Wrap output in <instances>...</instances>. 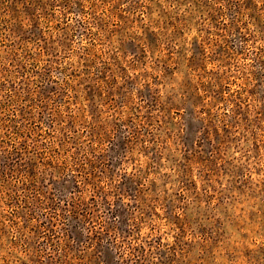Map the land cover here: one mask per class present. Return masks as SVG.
Returning <instances> with one entry per match:
<instances>
[{
	"label": "rangeland",
	"instance_id": "1",
	"mask_svg": "<svg viewBox=\"0 0 264 264\" xmlns=\"http://www.w3.org/2000/svg\"><path fill=\"white\" fill-rule=\"evenodd\" d=\"M0 264H264V0H0Z\"/></svg>",
	"mask_w": 264,
	"mask_h": 264
}]
</instances>
